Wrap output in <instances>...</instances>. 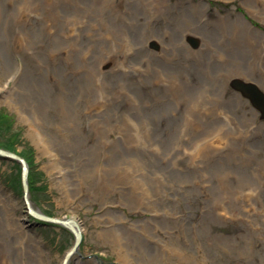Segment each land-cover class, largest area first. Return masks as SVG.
<instances>
[{"label": "rangeland", "instance_id": "1", "mask_svg": "<svg viewBox=\"0 0 264 264\" xmlns=\"http://www.w3.org/2000/svg\"><path fill=\"white\" fill-rule=\"evenodd\" d=\"M239 11L264 30V0H0V148L82 222L70 264H264V119L232 88L264 94V39ZM19 173L0 157V264H62L74 236L28 217Z\"/></svg>", "mask_w": 264, "mask_h": 264}, {"label": "bare ground", "instance_id": "2", "mask_svg": "<svg viewBox=\"0 0 264 264\" xmlns=\"http://www.w3.org/2000/svg\"><path fill=\"white\" fill-rule=\"evenodd\" d=\"M184 5H185V3H184ZM201 5H202V7H204L203 2L201 3ZM182 7H184V6L182 5ZM237 14H238V17H240L243 21L246 22V23L243 22V24H247L250 28H252L256 32L261 34V35H259L260 37H257V38L264 39V30L261 27L257 26L254 23L253 20L248 19V16H246V14H244V15L243 14H239V12H237ZM227 17H229V16L227 15ZM194 46H197L196 42H194ZM173 79L175 80L176 77L173 76ZM230 81H231V79H230ZM251 85L254 86V84H251ZM232 86H233L234 90L237 91V92H239L238 89H240L241 92L244 91L246 94H254V95L258 96L259 98H264L263 95H261L260 93H258L255 90L249 88L248 85L244 81H236V82H234V84ZM178 92L179 91H176V93L173 94V97H175V99L181 98L182 100H184L186 103L189 104V102L187 100H185V96L180 97L178 95ZM191 95L193 97H196V98H194V101L190 105L198 106V105L202 104L205 101V99L202 98V97H199L198 94H191ZM24 108H26V107L23 106L21 108V110H23ZM233 108H234V105L231 104V109L235 111V109H233ZM257 111L260 112L258 109H257ZM245 117H247L246 114H245ZM242 118H244V115L242 116ZM34 122H38V121L35 119ZM194 123H195V125L199 126L197 121H195ZM139 127H140V123H136L135 124V128L139 129ZM200 127L203 128L204 126H200ZM38 136H40L39 132H37V137ZM221 145H222V142L218 141L216 143H213L211 146H212V148H221ZM137 161H138V163H139V165L141 167V172L146 171L145 170V163L143 161L139 160V159H137ZM127 165H130V169H131V157H130V155H125L124 154V155H121V156H118V157L115 158V160L113 162V167H114V173H115L114 177L117 180L122 179L124 177H127L130 174V171L126 167ZM117 169H119L120 172H117ZM104 181H105V179L103 180V182ZM262 185L264 186V181H263ZM142 195H144L146 197V195L144 193H142ZM29 198L31 200V206L34 209H36L33 206V204L36 203V199H34L32 201V199L30 197V194H29ZM145 201H147V199ZM254 203L255 202H251V204H254ZM247 205L249 206L250 203H247ZM216 207H218L219 210L215 209L214 213H215V216L217 218H219V219L232 218V219L237 220V221H246V222H250V220H251V218L249 220H247V219H245L243 217V214L245 213L244 211H239L238 209L231 208L229 206V202H228L227 198H219L216 201ZM13 220L17 221V219H13ZM62 220L65 221L66 219H62ZM12 228H13L14 231H18V229H19L18 228V224L15 223ZM21 229H22V226H21ZM213 231H215V229ZM213 241L215 242V245H214L213 249H218L219 247H221L222 243L219 240L214 239ZM63 260H64V258H63ZM179 261H180L181 264L187 263V258H186V256L183 253H181V255L179 256ZM146 264H152V261H150V262H148ZM189 264H194V263L192 261ZM197 264H202V263L198 262Z\"/></svg>", "mask_w": 264, "mask_h": 264}, {"label": "water", "instance_id": "3", "mask_svg": "<svg viewBox=\"0 0 264 264\" xmlns=\"http://www.w3.org/2000/svg\"><path fill=\"white\" fill-rule=\"evenodd\" d=\"M249 88L257 91L261 95L264 96L262 92L258 90L257 87L248 85ZM240 91V89H238ZM244 96L248 97L251 99L253 105L259 109L262 113H264V98H259L258 96L254 94H246L244 91L242 92ZM264 117V116H263ZM0 157H4L7 159H10L12 161H16L22 166V186H23V191H24V202L26 205V208L28 210V213L33 217L34 219L43 222L45 224H52V225H59L62 227L67 228L74 236V244L72 249L66 254L65 259L63 261V264H69V261L71 257L78 252L82 242H83V228L81 223L74 218H65L66 220H62L60 218H54L50 217L48 215H45L41 210L39 209H34L31 206V200L29 198V182H28V176L30 173V168L29 164L27 163L26 159L21 157L18 154H15L10 151H6L4 149L0 148Z\"/></svg>", "mask_w": 264, "mask_h": 264}, {"label": "trees", "instance_id": "4", "mask_svg": "<svg viewBox=\"0 0 264 264\" xmlns=\"http://www.w3.org/2000/svg\"><path fill=\"white\" fill-rule=\"evenodd\" d=\"M18 135H19V133H17V134H12L13 137H18ZM21 155H22L23 157H25V158L29 161V163H31V162H30L31 159L27 158V155H26L24 149L21 151ZM29 177H30V178H29L30 190L32 191L33 188H34V184H33V181H32V179H31V176H29ZM20 178H21V175H20V173H19V179H18L19 182H18V184H19V186H20V188H21V180H20ZM41 180H42V176H41V178H40V181H41ZM64 231L66 232V230H64Z\"/></svg>", "mask_w": 264, "mask_h": 264}]
</instances>
